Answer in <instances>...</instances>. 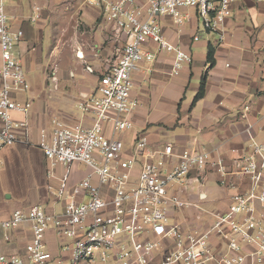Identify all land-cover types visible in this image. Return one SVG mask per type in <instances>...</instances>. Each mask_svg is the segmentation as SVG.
I'll list each match as a JSON object with an SVG mask.
<instances>
[{
    "label": "built area",
    "instance_id": "1",
    "mask_svg": "<svg viewBox=\"0 0 264 264\" xmlns=\"http://www.w3.org/2000/svg\"><path fill=\"white\" fill-rule=\"evenodd\" d=\"M234 0H84L102 11L106 21L126 36L117 62L99 78L96 95L79 102L92 112V122L65 123L51 120L49 136L41 135L39 147L49 161L47 175L57 163L65 173L51 193L64 201L61 213L49 214L35 204L14 210L0 220L8 230L29 223L31 239L25 257L37 264H264V143L250 137L245 150L233 147L228 156L172 144L152 148L147 136L137 132L126 147L115 133L132 129L126 118L136 106L132 98V73L139 63L154 62L159 52L171 53L170 75L192 62V56L163 35L159 17L170 16L177 24L183 9L194 8L203 28L225 39L223 22ZM23 36L11 27V18L0 0V149L12 145L19 123L13 111L27 112L29 102L11 93L28 88L25 71L14 48ZM198 35L194 36L197 39ZM88 171L69 184L72 165ZM215 173L221 187L231 191L222 212L212 213L207 226L185 227L175 214L195 207L182 196L202 185ZM243 182H246L244 188ZM198 217V216H197ZM51 227L69 241L61 249L69 258L53 255L45 244ZM224 241L228 253L215 256L212 239ZM5 240L9 235L5 234ZM0 264H24L21 256L0 251Z\"/></svg>",
    "mask_w": 264,
    "mask_h": 264
},
{
    "label": "crops",
    "instance_id": "2",
    "mask_svg": "<svg viewBox=\"0 0 264 264\" xmlns=\"http://www.w3.org/2000/svg\"><path fill=\"white\" fill-rule=\"evenodd\" d=\"M2 2L11 27L23 31L14 54L28 83V88L11 96L30 105L27 112L11 113L19 123L14 129L16 140L0 149V220L35 204L58 214L64 201L56 199L48 186L56 187L65 167L57 163L51 176L47 175L49 161L39 147L41 135L49 136L52 119L92 122V112L79 108V102L96 95L100 76L117 62L126 36L105 20L99 8L84 0ZM182 12L180 24L170 16L159 17V23L164 37L189 53L192 62L172 76V54L159 52L155 44L147 46L158 57L139 63L133 71L131 96L137 106L126 115L133 127L115 137L128 147L134 135L143 132L155 149L172 144L175 151L191 148L225 156L233 147L245 150L250 137L264 143V0L233 1L222 25V43L203 28L194 8ZM71 49L77 53V66L71 65ZM210 49L213 63L208 59ZM203 81L204 94L194 100ZM87 171L82 164L72 165L69 184ZM230 195V190L218 184L216 174L210 173L202 185L182 193L196 206L175 216L185 227L207 226L212 213L227 208ZM257 210L264 213L262 206L257 205ZM30 239L29 223L8 230L0 227V251L21 256L24 264H37L25 257ZM44 240L53 255L69 258V252L61 249L69 241L66 237L49 227ZM212 247L217 257L228 253L225 242L214 237Z\"/></svg>",
    "mask_w": 264,
    "mask_h": 264
},
{
    "label": "rangeland",
    "instance_id": "3",
    "mask_svg": "<svg viewBox=\"0 0 264 264\" xmlns=\"http://www.w3.org/2000/svg\"><path fill=\"white\" fill-rule=\"evenodd\" d=\"M201 29H202V27H201ZM203 32L205 33V31L203 30ZM69 55H70V57H71V65L72 66H77V65H79L78 64V57H77V53L76 52H74L72 49L69 51ZM116 135H117V137H122V135H124V132L122 131V132H117L116 133ZM215 192H217V190L215 191ZM179 213H183V209H179ZM180 222H181V220H179Z\"/></svg>",
    "mask_w": 264,
    "mask_h": 264
},
{
    "label": "trees",
    "instance_id": "4",
    "mask_svg": "<svg viewBox=\"0 0 264 264\" xmlns=\"http://www.w3.org/2000/svg\"><path fill=\"white\" fill-rule=\"evenodd\" d=\"M208 59L211 63H213L214 58H213V51L212 49H210L209 51V55H208ZM204 94V81L201 82V86H200V90L198 91V93L195 95L194 100H197L198 98L202 97Z\"/></svg>",
    "mask_w": 264,
    "mask_h": 264
}]
</instances>
